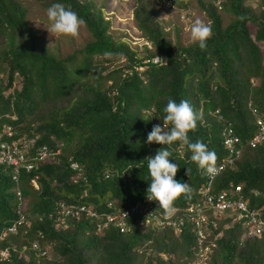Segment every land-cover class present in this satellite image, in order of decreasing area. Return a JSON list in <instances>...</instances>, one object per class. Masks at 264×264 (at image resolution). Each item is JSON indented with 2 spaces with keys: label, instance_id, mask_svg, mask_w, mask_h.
<instances>
[{
  "label": "trees",
  "instance_id": "16d2710c",
  "mask_svg": "<svg viewBox=\"0 0 264 264\" xmlns=\"http://www.w3.org/2000/svg\"><path fill=\"white\" fill-rule=\"evenodd\" d=\"M22 1L0 0V123L10 124L17 138L36 137L25 156L38 148L59 153L21 173L30 222L0 242V247L13 246L0 264H196L195 228L189 223L176 234L168 226L144 225L125 233L109 228L100 235L84 218L67 219L66 228L56 229L46 213L54 210L53 200L83 192L81 200L96 211L107 199L121 208L144 202L151 182L146 159L164 147L148 144L147 136L164 123L168 99L192 104L201 118L189 139L207 144L217 160L223 156L221 130L231 126L241 153L214 187L240 184L249 204L264 202V144L245 146L255 129L253 113L264 116V0H258L257 10L245 0H194L212 29L205 51L193 42L172 43L148 1L131 0L132 20L143 39L140 52L112 38L105 10L94 2L35 0L44 8L64 3L86 21L92 40L64 57L35 49ZM188 1L173 3L185 7ZM217 9L228 16L226 25ZM105 51L123 56L108 58ZM152 56L164 61L152 64ZM166 147L170 162L178 164L174 180L192 188L190 198L182 195L174 202L178 212L196 200L204 177L186 147L178 142ZM71 162L79 170H71ZM253 189L257 196L250 194ZM151 202L162 218L158 204ZM14 206L9 171L0 165V229L13 219ZM209 215L216 224L205 229L214 243L207 264H264V232L239 242L230 218ZM31 241L46 253L31 250Z\"/></svg>",
  "mask_w": 264,
  "mask_h": 264
},
{
  "label": "clouds",
  "instance_id": "9594fccd",
  "mask_svg": "<svg viewBox=\"0 0 264 264\" xmlns=\"http://www.w3.org/2000/svg\"><path fill=\"white\" fill-rule=\"evenodd\" d=\"M175 5L176 4L172 3V6L170 8H166V9L175 8ZM183 15L184 14H182V16ZM46 17H47V21H48V26L46 29L45 28L44 29L49 34H52L53 36H56V37L77 38L80 34L81 29L86 26V21L83 18H81L77 12L72 10V8L70 6H66L64 3L57 2V3L51 4L46 9ZM131 18H132V14H131ZM239 19L241 21H243L245 18L243 16H241V17H239ZM189 31H190L191 41L194 44H197L201 51H205L207 49V46H208L207 41L212 36V29H211L210 24L206 23L205 21H203L201 19H196L191 24ZM103 55L105 57H108V58H117V57H122L123 53L105 51L103 53ZM152 57H154V56H152ZM152 57H150L149 60ZM157 58L160 59L158 56H157ZM160 60H162V59H160ZM146 61H148V60L145 59L144 62H146ZM162 61H164V60H162ZM155 64H157V63H155ZM252 81H254V80H252ZM163 112L165 113L164 123L154 126L152 128L151 132L147 136V143L148 144L155 142L156 144L162 145L164 147H162L160 150H158L154 157H149L146 159L148 161L147 168H148V171L150 174V181H151L149 183V187L147 188V191H146V199L148 201H155L158 204L159 208L162 210L164 217L165 218H171L172 216L175 215V213L177 211L176 207L174 206V202L179 197H181L182 195L190 198L191 193H192V188L188 183H181V182L174 180V177L176 176V173L178 171V164L170 162V157L172 155V152L166 146H171L174 143L178 142L182 147H186L187 150L191 152V157H190L191 161L197 165L198 170H200L201 173L203 174L204 179H203L202 184H204V182H205V176L211 178V177H214L218 173V168L216 165L222 163L225 160L226 150L223 147L222 137H221V146H222L223 156L221 157L220 160H217L216 153L214 151L209 150L207 144H205L204 142H202L200 140H197L195 142L190 141L188 134H189V132L196 130V128L198 126L197 122L201 118V116L194 109V107L192 106V104L188 100H181L179 103H177L173 99H168L167 104L163 109ZM258 114H260V113H258ZM253 115L256 118V115H257L256 112H254ZM254 121H255V119H254ZM254 126H255V124H254ZM5 127H9L11 129V133H12L11 136L9 138H7L8 142L11 140H18V141L31 140V142L29 144L31 146L36 139V137H28V138L20 137V138H17V137H15L13 127L10 124H8L7 122H1L0 123V130L4 129ZM254 131H255V129H254ZM254 131H253V133H254ZM252 134H251V136H252ZM251 136L248 137L245 141L246 147L255 148L261 144H264V142H263V143L257 144L254 147L249 146L247 142L251 138ZM241 148H242V145L240 144V153H241ZM26 152H27V150L24 152V156H25ZM239 156L237 158H239ZM26 157L31 162L32 167L28 170H25L24 168H20L19 171L16 173V179L12 178V175L14 174L13 166L12 165H6L4 163H0V165L6 167L9 171V177L13 183V195H14V202H15V206H14L15 215L13 216V219L11 220L10 223L4 225L2 227V229H0V232L4 228L11 225V223H13L15 221L16 217H18V214H17L18 209L20 210L24 220L26 221V224L18 225L15 233H8L4 237V239L7 238L9 234L10 235H16L18 233V229H20V228L25 229L30 222V220L27 218L28 204H27V202H25V200L23 198V194H22V190H21L20 176H21L22 172H24V173L30 172L34 168L35 164H37V162H40L43 160H35V159L31 160L30 156H25V158ZM69 167L71 170H77V169L79 170L78 164L76 162L69 163ZM228 167H232V164L229 166L228 165L224 166V168L217 174V176H215V178L213 179V182L211 184V191L212 192L226 191L228 194L232 193L231 194L232 197L240 196L245 201L248 209H251V208L259 209V212H260L259 218L261 220L264 219V202L255 203L252 205L249 204L248 200L243 196V194H241L242 188H241L240 184L237 185L240 188V190L238 192H233L234 186H236V185L231 184V183H228L226 186H224L223 188H220V189H217L214 187V183H215V180L218 177V175L225 168H228ZM189 171L190 170L187 169V175H188ZM108 176H109V173L105 172L104 177H108ZM28 183L33 189H35V190L38 189L37 182L34 178H30ZM202 184L200 185V187L202 186ZM200 187H198V189ZM198 189L196 190L198 197L196 198L195 201H198V199H199ZM17 191L19 192L18 195L16 194ZM258 193L259 192H257V190H255V189L250 190V194H252L253 196H257ZM260 195L262 196V195H264V193L261 192ZM83 196H84V192L80 193L75 198H71L70 200L55 199L52 201V204H53L52 207L54 209V203L55 202L64 201L66 203H83V204L91 207L94 210L93 206L86 204L85 202H83L81 200L83 198ZM195 201H193V202H195ZM107 202H111V201L109 199L105 200V202L102 205L103 208L100 211L108 210L106 207ZM193 202L186 203L185 206L190 204V203H193ZM94 211H96V210H94ZM100 211H97V212H100ZM50 212H52V211H50ZM48 213L49 212L46 213V217H47ZM124 215L127 217L126 213H124ZM222 215H224L226 218L231 219L232 225H234L233 227H235L234 230L236 232V236L238 237L237 240L239 242H242L246 238H260L262 233L264 232V226H263L261 231L258 234L248 235L247 234L248 229H247L246 224H244L243 220L234 221L233 220L235 217L234 214H230V215L222 214ZM80 218H84L85 220H89V222H90L89 225L94 224V222L89 218H85V217H80ZM40 219L41 218L38 217V220H40ZM66 220H65V222H67ZM69 220H71V218H69ZM54 227H55V225H54ZM66 227H67V225L65 226V228ZM136 227H139V226H136ZM136 227H134V228H136ZM109 228H112V227L103 228L101 231L96 232L95 226L93 225V233L101 235L105 230H107ZM215 228H213V229H215ZM56 229H58V228H56ZM59 229H64V228H59ZM112 229L116 230L115 228H112ZM24 232L25 231H23V233ZM220 232L221 233H218L219 234L218 237H220V235L222 234V231H220ZM215 235H217V233ZM2 241H0V242H2ZM32 243H36V242L35 241L30 242V246H31L30 248L35 253L40 254V255H44L46 253V250L45 249L41 250V248L37 245V243H36V245H37L38 249H33ZM1 248H6L8 251V255L6 258L0 259V260L8 259L9 255H10V249L13 248V246H11V243H9L8 245H4V246L0 247V249Z\"/></svg>",
  "mask_w": 264,
  "mask_h": 264
},
{
  "label": "built area",
  "instance_id": "2783aa9c",
  "mask_svg": "<svg viewBox=\"0 0 264 264\" xmlns=\"http://www.w3.org/2000/svg\"><path fill=\"white\" fill-rule=\"evenodd\" d=\"M94 2L96 0H78L82 2ZM119 2H127L129 0H117ZM158 5L166 8L172 6L173 0H155ZM98 4V3H97ZM151 63H159L157 56L152 57L149 60ZM254 112V110H253ZM257 114V113H256ZM255 131L251 138L248 140V145L251 147L264 142V116L257 114L255 121ZM11 129L5 127L0 130V163L6 165H12L14 174L13 179H16V173L20 168L28 170L32 167L29 159L24 156V152L30 147L31 140H11L7 141V138L11 136ZM222 144L226 150L225 160L217 164L218 173L224 168L229 166L240 155L239 138L233 133L231 126L227 125L221 130ZM59 150L56 149L53 152H48L44 148H38L35 155H31V160H44L47 156H53L58 154ZM217 173V174H218ZM217 174L215 176H217ZM214 177H206L205 182L198 189L199 199L193 203L186 205L182 210L176 212L177 214L171 218H159V215L155 212V208L151 201L147 199L144 202H135L128 207H118L111 202L106 203L108 210L94 211L91 207L83 203H66L64 201H57L54 203V210L49 212L47 217L52 219L56 228H65L66 219H79L80 217L89 218L94 222L96 232L101 231L103 228L112 227L119 233H125L132 228L144 225H151L153 227L168 226L172 229L173 233H178L185 224H191L195 228V244L197 257L196 264H207V255L209 247H214L213 241L207 237L205 232L206 225L216 224L212 219H209V212L215 214H234V221L243 220L247 226V234H258L264 226V219H260L259 209H248L245 201L240 197H232V193L228 194L226 191H211V184ZM233 192L240 190L239 186H234ZM18 195L19 192L17 191ZM127 214V217L124 215ZM18 217L11 225L7 226L0 232V241L8 233H15L18 225L26 224L20 210H17ZM219 234L215 235L218 236ZM33 249H38L36 243H32ZM8 251L6 248L0 249V259L6 258Z\"/></svg>",
  "mask_w": 264,
  "mask_h": 264
},
{
  "label": "rangeland",
  "instance_id": "374dc122",
  "mask_svg": "<svg viewBox=\"0 0 264 264\" xmlns=\"http://www.w3.org/2000/svg\"><path fill=\"white\" fill-rule=\"evenodd\" d=\"M145 1H148L147 3L153 8L155 19L161 24L163 30L167 33L166 37L172 43L176 41L180 45H187L192 42L189 29L194 20L201 19L209 23L208 18L194 0L185 2V7L176 4L175 8L172 9H165L158 5L155 0ZM95 2L97 7H102L105 10L103 16L109 21L107 32L112 38L123 40L130 48L139 52L142 51L143 48L140 45L143 43V39L140 31L135 26L134 20L131 18V0L127 2L96 0ZM21 4L26 9L25 20L33 30L32 44L36 50L64 57L72 51L81 49L92 40L86 27L81 29L77 38L56 37L49 34L45 30L48 26L46 17L47 8L42 7L35 0H25ZM245 4L249 5L251 9H258V0H245ZM217 10L222 17V25H226L229 21L228 16L224 15L219 9ZM181 14L184 15L180 17ZM174 28L178 29L177 36H175ZM141 69V67L137 68V70ZM21 256L27 257L25 252H21Z\"/></svg>",
  "mask_w": 264,
  "mask_h": 264
}]
</instances>
